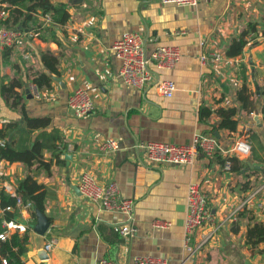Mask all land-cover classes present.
Returning <instances> with one entry per match:
<instances>
[{"label":"crops","instance_id":"obj_1","mask_svg":"<svg viewBox=\"0 0 264 264\" xmlns=\"http://www.w3.org/2000/svg\"><path fill=\"white\" fill-rule=\"evenodd\" d=\"M49 2L65 5V23L47 22L44 14L39 15L41 29L35 27L33 37L15 42L6 61L0 45V86L16 77L24 82L17 90L22 107L11 108L0 93V130L16 123L15 130L0 141L17 146L25 138L20 130L24 131L27 118L49 120L45 129L30 133L31 147L42 133L40 141L49 136L61 139L55 141L59 156L48 148L42 150L48 172L36 164L0 161L1 189L9 185L15 192L17 181L32 175L45 192L43 213L34 211L31 217V211L10 208L6 211L14 215L13 221L1 224L2 228L7 224V239L13 233L27 237L22 264H96L101 259L133 264L135 257L146 255L163 258L167 264H264V243L251 245L246 239L254 223L264 225V187L249 208L228 218L250 190L264 186V0H199L194 6L161 0ZM249 24L255 28L252 40L246 37L240 55L227 56L230 40ZM126 30L143 37L147 55L159 45L180 48V61L172 70H158L149 63L160 80L174 82L171 98L160 95L154 84L139 90L117 77L120 61L112 45ZM202 38L221 53V60L201 64ZM45 52L57 58L59 77L41 62L40 54ZM41 72L51 76V90L40 89L43 96L36 99L30 85L33 74ZM79 88L87 90L94 109L77 119L68 110L67 99ZM242 88L245 105L238 98ZM219 109L235 110L233 132L217 128ZM196 134L213 135L221 152L212 159L199 156L187 166L145 165L134 148L137 142L187 145ZM245 138L251 146L249 156L236 157L243 166L234 164L236 170L226 172L223 152ZM109 139L116 140L119 149L99 153L98 144ZM83 172L100 185L115 183L120 196L134 202V237L118 232L126 220L123 214L103 211L73 191ZM192 183L204 191L213 225L218 226L214 240L195 258L183 248L186 195ZM3 211L0 207V219ZM155 219L168 221L170 228L153 229ZM42 220L47 227L39 230Z\"/></svg>","mask_w":264,"mask_h":264},{"label":"built area","instance_id":"obj_2","mask_svg":"<svg viewBox=\"0 0 264 264\" xmlns=\"http://www.w3.org/2000/svg\"><path fill=\"white\" fill-rule=\"evenodd\" d=\"M199 0H161L162 3H174L177 5L194 6ZM7 17L6 5L0 1V22ZM47 22L51 21L50 14H44ZM254 34V33H253ZM252 33L248 38L252 40ZM31 30H21L16 28H7L0 25V45L10 46L25 37H33ZM200 61L201 64H207L208 60L219 61L222 55L219 51L209 47L208 39L199 40ZM112 50L114 55L120 61L117 77L127 85L139 90H143L151 84L155 85L156 90L165 98H171L175 91V84L171 80H160L158 75H154L149 63L153 62L158 70H172L180 61L181 51L176 45H159L149 55L146 54L143 37L135 31H124L121 36L113 43ZM32 94L36 99L43 96L40 88L32 82L30 85ZM68 110L77 118H83L89 115L94 109V103L87 90L79 88L73 91L67 99ZM0 141V146L3 145ZM136 151L142 154L145 165L167 164L173 166H187L194 162L199 156L205 159H212L221 152V147L217 139L211 134H196L192 141L187 145H172L157 142H137L134 145ZM99 153H113L119 149L116 140L109 139L102 141L97 146ZM251 146L247 138L234 143L227 151L223 152V169L226 172L231 171L232 159L246 158L249 156ZM263 185L249 191L228 218L233 219L235 215L249 208L253 201L258 198L263 190ZM77 188L80 195L87 201L96 204L103 211L118 212L126 217V220L119 225L118 232L123 237H134L137 234V228L132 224L134 202L130 199H123L120 196L118 187L115 183L109 182L100 185L89 173L83 172L79 175ZM4 191L11 194L16 199L15 207L32 211L33 204L29 201L24 202L11 187L6 185ZM207 197L200 185L192 183L187 188L186 195V215L184 219V237L183 248L189 258H195L214 240L218 231V226L213 225V219L210 210L207 208ZM10 208H6L9 210ZM264 211V210H263ZM0 233V241H4L9 236V231L5 229ZM171 224L168 221L155 219L151 227L155 230L169 229ZM52 243L45 246L49 251ZM2 264H8L5 259H1ZM96 264H117L109 259H101ZM133 264H167V261L154 256H137Z\"/></svg>","mask_w":264,"mask_h":264},{"label":"trees","instance_id":"obj_3","mask_svg":"<svg viewBox=\"0 0 264 264\" xmlns=\"http://www.w3.org/2000/svg\"><path fill=\"white\" fill-rule=\"evenodd\" d=\"M6 4L7 17L2 19L0 24L7 28H16L21 30H31L36 27V29H41V23L38 20L39 15L50 13L53 22L58 24H63L68 19V13L65 9L64 4L52 5L49 0H0ZM34 25V26H33ZM255 30L254 24H249L248 29L240 33L237 37H234L228 43L226 49V55L229 57H236L242 53L243 47L248 42L246 37ZM255 33V32H253ZM261 33L264 35V24ZM12 45L3 46L2 57L3 60H7ZM41 62L47 67L49 72L56 77H59V72L57 70V58L49 54L48 52L40 54ZM33 83H35L40 89L51 90L52 78L49 74L44 72L33 74ZM24 82L20 77L14 78L8 84H2L0 86V93L5 102L13 109L21 106V95L17 90L21 89ZM245 89L242 88L238 93L239 101L245 105L246 97H244ZM221 120L217 128L227 129L233 132L236 128V121L232 120L235 114L234 109L216 111ZM49 120L47 118H27L26 126L23 132L25 138L22 139L19 144L13 147L10 143L4 142L0 146V161L5 160L9 163L20 162L25 164L27 167H31L36 164L37 167L45 172L49 171V163H45L42 159V150L48 148V150H53L56 152V157L61 154L59 150V145L55 144V141L60 142L61 139L58 136L51 137V145H48L50 140L42 138L43 140H38V137H43V133L40 134L33 146L29 144L30 133L33 130L45 129L48 126ZM16 128V123L6 126L3 130H0V140H5L11 132ZM215 128L211 129L214 132ZM213 134V133H212ZM232 169L235 171L236 166L234 164H240L243 166L244 163L233 158ZM239 169V168H238ZM248 185V189H251ZM16 194L21 197L24 202H31L33 204V210L31 211V217H34V211L38 213H43L45 209V192L43 191V186L38 184L34 176L26 175L24 179L18 180L15 187ZM16 199L7 194L4 189L0 188V207L3 212V216L0 219V233L3 232L2 221L10 222L13 221L14 215L6 211V208L15 209ZM247 242L251 245H256L264 243V225L261 223H254L252 227L247 229L246 233ZM27 237H19L17 233H13L9 239L0 242V264L1 259H5L8 264H22L21 255L25 251V244Z\"/></svg>","mask_w":264,"mask_h":264},{"label":"water","instance_id":"obj_4","mask_svg":"<svg viewBox=\"0 0 264 264\" xmlns=\"http://www.w3.org/2000/svg\"><path fill=\"white\" fill-rule=\"evenodd\" d=\"M81 2H82V0H72V3H81ZM26 93H28L27 90H26ZM214 135L217 137V134L216 133ZM65 159H70L69 155H65ZM72 189H73V191L75 193H78L79 192L77 187H73ZM46 227H47V223L44 220L40 221L39 230L40 229L44 230ZM42 232L40 231V233H42ZM44 253L46 255V252L45 251H44Z\"/></svg>","mask_w":264,"mask_h":264}]
</instances>
